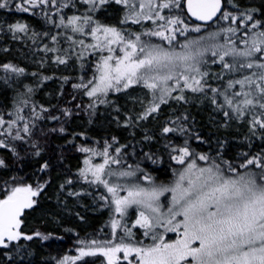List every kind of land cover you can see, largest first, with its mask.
<instances>
[{
    "label": "snow or ice",
    "instance_id": "1",
    "mask_svg": "<svg viewBox=\"0 0 264 264\" xmlns=\"http://www.w3.org/2000/svg\"><path fill=\"white\" fill-rule=\"evenodd\" d=\"M0 264H264V0H0Z\"/></svg>",
    "mask_w": 264,
    "mask_h": 264
},
{
    "label": "trees",
    "instance_id": "2",
    "mask_svg": "<svg viewBox=\"0 0 264 264\" xmlns=\"http://www.w3.org/2000/svg\"><path fill=\"white\" fill-rule=\"evenodd\" d=\"M198 119H201L202 121H206L207 120V114L206 113L202 114L201 116L198 117ZM204 134H206V135L208 134L207 129H205ZM233 135H235V134H233ZM239 147L240 146L237 144V141L235 139L230 138V143H229V146L227 149V155H229V156L233 155L238 150ZM161 167H163V166H161ZM89 215H91V213ZM99 223H100V220L96 219L93 221V226H96Z\"/></svg>",
    "mask_w": 264,
    "mask_h": 264
}]
</instances>
